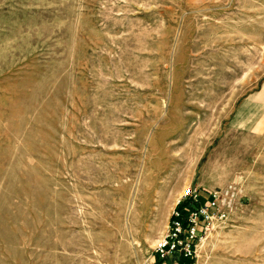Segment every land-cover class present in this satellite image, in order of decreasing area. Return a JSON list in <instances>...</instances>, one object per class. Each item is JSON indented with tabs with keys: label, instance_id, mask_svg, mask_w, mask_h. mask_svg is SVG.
<instances>
[{
	"label": "rangeland",
	"instance_id": "rangeland-1",
	"mask_svg": "<svg viewBox=\"0 0 264 264\" xmlns=\"http://www.w3.org/2000/svg\"><path fill=\"white\" fill-rule=\"evenodd\" d=\"M189 187L264 264V0H0V264H153Z\"/></svg>",
	"mask_w": 264,
	"mask_h": 264
},
{
	"label": "built area",
	"instance_id": "built-area-1",
	"mask_svg": "<svg viewBox=\"0 0 264 264\" xmlns=\"http://www.w3.org/2000/svg\"><path fill=\"white\" fill-rule=\"evenodd\" d=\"M200 190L189 187L177 202L166 232L155 244L153 264H197L198 243L212 221L225 218L220 197L214 193L203 200Z\"/></svg>",
	"mask_w": 264,
	"mask_h": 264
}]
</instances>
